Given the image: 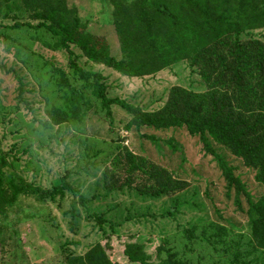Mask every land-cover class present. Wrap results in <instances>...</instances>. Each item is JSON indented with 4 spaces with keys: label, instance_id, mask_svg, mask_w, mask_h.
I'll list each match as a JSON object with an SVG mask.
<instances>
[{
    "label": "rangeland",
    "instance_id": "1",
    "mask_svg": "<svg viewBox=\"0 0 264 264\" xmlns=\"http://www.w3.org/2000/svg\"><path fill=\"white\" fill-rule=\"evenodd\" d=\"M108 1L66 0L91 34L85 36L87 41L119 57V38L108 22ZM6 16L4 24L13 17L27 20L19 0L3 8L2 17ZM8 34L12 41L0 40V149L12 164L7 174H18L44 189L65 177L71 189L45 200L21 198L20 209L10 210L11 226L0 233V264H64L67 255L83 256L98 243L115 264H133L124 255L126 245L133 242L144 245L154 260L163 247L186 264H229L236 245L245 246L250 240L248 198L257 203L264 195L256 173L214 144L215 153L235 169L243 184L246 193L238 196L198 137L185 128H128L131 116L116 105L111 119L74 72L71 61L74 58L82 69L101 74L110 97L149 112L164 105L173 86L204 91L190 64H177L155 76L129 78L91 62L73 43L66 46L42 31ZM251 37L264 41V29L242 35ZM54 67L84 91L85 114L78 113L71 94L60 85L62 74ZM54 108L64 115L62 124H55L49 115ZM166 141L180 146L182 153L173 151ZM122 147L166 168L189 187L172 197H148L131 190L107 195L103 175ZM173 207L175 214L170 216ZM212 225L230 231L224 244L213 238L214 246L193 242L187 247L184 228L208 229V235H214ZM161 258L166 259L163 252Z\"/></svg>",
    "mask_w": 264,
    "mask_h": 264
},
{
    "label": "trees",
    "instance_id": "2",
    "mask_svg": "<svg viewBox=\"0 0 264 264\" xmlns=\"http://www.w3.org/2000/svg\"><path fill=\"white\" fill-rule=\"evenodd\" d=\"M13 0H0V40L12 41L10 31H42L67 46L73 43L91 61L129 78L155 76L180 63H189L204 87L195 93L182 86L169 90L164 105L153 112L108 95L101 74L82 69L72 59L74 72L92 89V95L111 117L113 106H119L131 116L128 128L152 127L157 130L185 128L198 137L206 154L214 155L224 179L237 195L246 193L235 169L222 155L215 153L214 144L227 149L253 170L264 185V41L242 38V35L264 29V0H109L108 22L112 23L120 43V55L114 57L105 46L96 47L77 11L66 0H19L26 19L11 18L4 24L3 8ZM55 68V67H54ZM60 85L66 88L76 103L78 113L88 110L85 93L73 86L59 69ZM22 95V90L19 89ZM52 109L49 115L55 124L64 122V115ZM112 119V117H111ZM173 151L182 149L166 141ZM8 157L0 149V233L11 226L10 210L20 209L22 197L54 198L70 190L62 177L44 189L28 183L18 174H7L11 168ZM11 164V165H10ZM103 184L107 195L131 190L148 197H172L184 192L189 184L177 179L166 168L120 148L107 165ZM247 245H236L229 264H264V195L254 203L249 198ZM176 207L168 211L174 216ZM198 232L197 227L184 228L188 241L214 246L213 238L224 244L230 231L225 226L212 225ZM166 259L161 258V253ZM124 255L133 264H186L173 251L161 247L156 260L144 245H126ZM64 264H115L105 247L98 243L83 256L67 255Z\"/></svg>",
    "mask_w": 264,
    "mask_h": 264
}]
</instances>
